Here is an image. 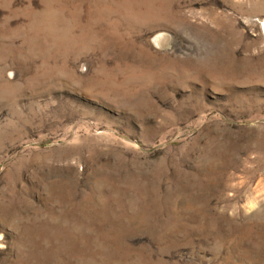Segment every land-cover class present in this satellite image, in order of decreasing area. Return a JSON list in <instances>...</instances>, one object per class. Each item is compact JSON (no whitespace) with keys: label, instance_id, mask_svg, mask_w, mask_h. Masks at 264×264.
<instances>
[{"label":"rangeland","instance_id":"obj_1","mask_svg":"<svg viewBox=\"0 0 264 264\" xmlns=\"http://www.w3.org/2000/svg\"><path fill=\"white\" fill-rule=\"evenodd\" d=\"M263 19L0 0V264H264Z\"/></svg>","mask_w":264,"mask_h":264},{"label":"bare ground","instance_id":"obj_2","mask_svg":"<svg viewBox=\"0 0 264 264\" xmlns=\"http://www.w3.org/2000/svg\"><path fill=\"white\" fill-rule=\"evenodd\" d=\"M262 25H263V28H264V19L262 20ZM162 39V38H161Z\"/></svg>","mask_w":264,"mask_h":264}]
</instances>
